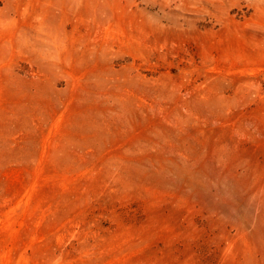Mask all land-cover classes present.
Returning <instances> with one entry per match:
<instances>
[{
	"label": "rangeland",
	"instance_id": "rangeland-1",
	"mask_svg": "<svg viewBox=\"0 0 264 264\" xmlns=\"http://www.w3.org/2000/svg\"><path fill=\"white\" fill-rule=\"evenodd\" d=\"M0 264H264V0H0Z\"/></svg>",
	"mask_w": 264,
	"mask_h": 264
}]
</instances>
